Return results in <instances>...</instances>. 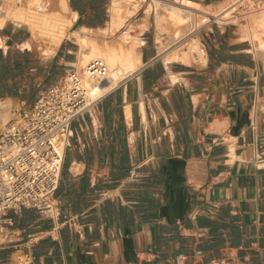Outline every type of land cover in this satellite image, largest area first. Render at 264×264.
Returning <instances> with one entry per match:
<instances>
[{"label":"crops","instance_id":"crops-1","mask_svg":"<svg viewBox=\"0 0 264 264\" xmlns=\"http://www.w3.org/2000/svg\"><path fill=\"white\" fill-rule=\"evenodd\" d=\"M66 2L77 31L107 29L111 0H82V15ZM28 30L0 27V100L30 107L79 57L73 41L32 55ZM133 41L141 66L96 81L101 96L72 121L55 214L11 213L1 264H264V53L224 30L205 62Z\"/></svg>","mask_w":264,"mask_h":264},{"label":"built area","instance_id":"built-area-1","mask_svg":"<svg viewBox=\"0 0 264 264\" xmlns=\"http://www.w3.org/2000/svg\"><path fill=\"white\" fill-rule=\"evenodd\" d=\"M221 1L242 23L264 11V0ZM67 79L68 88L52 85L28 109L14 112V117L5 122L0 118V248L11 234V213L33 208L52 217L56 212L53 193L72 135V121L97 101L90 99L75 72Z\"/></svg>","mask_w":264,"mask_h":264},{"label":"bare ground","instance_id":"bare-ground-1","mask_svg":"<svg viewBox=\"0 0 264 264\" xmlns=\"http://www.w3.org/2000/svg\"><path fill=\"white\" fill-rule=\"evenodd\" d=\"M5 1L3 2L6 3V6H0V27L7 20L12 21V23L14 24L18 22H23L28 26L29 31H31V33L34 34L39 39L40 43L46 44L47 48L45 50L50 52H52L54 48L59 45L61 40L65 38V36L67 35L68 27L70 26L73 19L76 17L75 13H71L70 18H67V16L66 18H64V13L68 12V6L66 0H5ZM53 1H56L57 3L56 7L59 12L56 15V17L54 16L55 20L53 21L52 24L47 20V17L45 18L43 12L48 10V8L51 7V4H54ZM122 1L126 3L124 4ZM188 2L191 3L192 5L194 4L195 6V7L193 6L194 8L197 7L196 10L199 14L197 15L201 16L202 23H208V21L211 20L214 21L216 20L220 24H229L230 22H236V19L230 15V12L228 11V8L226 6L227 3L225 1L218 2L215 4L213 3V4L205 5L203 10H201L202 7L200 6L201 4L199 2L192 0H188ZM135 4L136 3L134 2V0H111L109 25L107 29L105 28L103 29V31L107 30L108 32H111L121 27L123 24V16L121 14L122 8L130 12V10L135 9L136 7ZM7 9H10L9 12ZM12 9L13 10L16 9V11L12 12L11 11ZM172 11L170 12V14L172 13ZM182 13L181 14L179 13L181 16H179L178 14L175 17L174 14L173 15L174 19L172 18V15L170 14L168 15L170 21L171 18L173 19L172 25H174V27L176 26L178 27L182 23V21H184L183 19L185 17L190 18L192 21L193 17L191 15H193L194 12L192 13L190 11L189 12L190 14L187 12L189 15H187L184 12L187 16H184L185 14ZM189 16H191L192 18ZM251 17H253L252 18L254 21L253 23H255V26H257L258 28L257 31L260 32V34L253 33L252 32L253 29L251 25L250 27H248V31H247L248 36L250 37L251 42L254 44V46L264 53V11L256 13ZM177 27L174 28L171 34H169L171 35L170 37H172V40L174 41L176 40V42L180 37V33ZM163 34L164 31L162 30L161 32L159 31V36L158 37L156 36L157 43L159 44L158 46H160L161 48H164L165 46ZM121 35H122L121 41L118 43L117 46H110L108 44L106 45L103 44L105 45L103 46L104 48L100 47L98 43H96L93 39H91L87 35H83V34L76 35L77 38L81 40V44L85 47V49L82 48L81 51L79 52L78 55L79 62L78 63L75 62L76 63L75 66L77 67V71L79 69L84 68V72L81 77V82L83 87L87 89L89 97L92 101L96 100L101 96V93L95 88L96 81L104 77L111 76L113 81L117 83L120 79L126 77L129 73L135 71L140 66L141 62L138 59V54L135 50V47L133 46V44L130 43L131 40L133 41L134 38L131 39L130 42L128 43V39H129L128 37H130L128 31L124 32L123 34L121 33ZM132 36L133 35H131V37ZM135 40L133 42H135ZM124 43L131 44V47L125 48ZM24 45L30 47L29 44L27 43H25ZM3 46H4V38L2 35H0V47ZM193 54H196V57L200 62H205L206 54L203 51V49L199 47L197 43H191L188 52L180 51L178 49L176 51L175 49H173L169 52L167 58L170 60L189 62L190 55L192 56ZM91 63L93 64V66L88 68L87 66ZM95 64L103 67L101 69L95 68L96 67ZM93 68L94 70H92ZM67 76L63 80L64 88H68L69 83ZM11 106H12V101L10 99L0 100V112L4 110H9ZM9 117L3 116L2 118L3 122L8 121L10 119Z\"/></svg>","mask_w":264,"mask_h":264},{"label":"rangeland","instance_id":"rangeland-1","mask_svg":"<svg viewBox=\"0 0 264 264\" xmlns=\"http://www.w3.org/2000/svg\"><path fill=\"white\" fill-rule=\"evenodd\" d=\"M3 1H5V0H3ZM3 1L0 0V6H6V3H5L6 1L5 2H3ZM182 1L183 0H134V2L136 3L135 9L130 10V12H129L128 10H125L124 8H122L121 14L123 16V24L118 29L111 31V32L102 31V30H95V31L81 30V31H77V29H75V27H73L72 24H70V26L68 27L67 35L65 36V38H63L61 40V42L62 41H73L75 43L72 50L75 51V54L73 55L74 61H77V55H79V52L81 51V49L82 48L85 49V47L81 44V40L78 39L76 35H82V34L88 35L89 37L95 39L94 41L96 43H98L100 47L104 48L103 44H105V43L109 44L110 46H117L118 42L121 41V33L124 32L125 30H127L130 35H133L132 39L133 38H134L133 40L136 39L135 41L137 42V50L138 51L145 48L148 50V52L150 54L155 52V53L159 54V56L164 61H166V55L165 54H168L173 49H175L176 51L178 49L180 51L188 52L189 47L191 46V43H197L199 45V47L201 49H203L205 54H207L206 51L209 50L208 46L212 45V41L214 39V36L217 35L219 33V31L224 30V32H228L229 35H231L233 37H237L238 39L249 41L252 44V46L254 47V49L256 50L254 44L250 41V37L248 36V32H247L248 27H250L252 25V29H253L252 32L256 33V34H260V32L257 31V29H258L257 26H255V23H253L254 22L252 19L253 17H251V16L247 17L245 23L239 22L238 19L236 20V22H233L234 24H227V25L220 24V23L217 24V23H214L213 21H210L208 23H202L201 22V16H198L199 14L196 10L197 7L194 8L195 7L194 4L192 5L191 3L188 2V0L183 1V3H182ZM186 1L188 4L186 3ZM192 1L199 2L201 4L200 6L202 7L201 10H203L205 5L222 2L221 0H192ZM2 2H3V4H2ZM53 2H54V4H51V7H49L48 10L43 12L45 18L47 17V20L49 22H51L52 24H53V21L55 20L54 18L56 17V15L59 12L57 7H56V4H57L56 1H53ZM122 2L124 3V1H122ZM172 9H173V11H172ZM7 10L9 12L10 9H7ZM181 10H182V12L184 11L187 15L190 14L189 13L190 11L192 13L193 12L194 13H193V15H191L193 17L192 21L190 18L185 17L183 19L184 21H182V23L178 27L175 25L178 28V31L180 33V37H179L178 41L176 42V40L175 41L172 40V37H170L171 35H169V34L172 33L174 28H176V27H174V25H172V22H173V19L176 15H178L179 13L180 14L182 13ZM11 11L12 12L16 11V9L15 10L12 9ZM171 11H172V13L170 14ZM66 13H64V18H66V16L68 18V14H66ZM169 14L172 15V18H173L172 19L170 17L171 21L168 17ZM180 14H179V16H181ZM186 14L184 16H187ZM173 15H174V17H173ZM196 15H197V18H196ZM191 16H189V17H191ZM7 21L12 22L10 20H7ZM190 22H191V25H190ZM18 24L25 25V27L28 28V26L26 24H24L23 22H18ZM130 26H131V28H130ZM158 28H159V30H158ZM161 29L164 31V34H163L164 43H165L164 48H161L160 46H158L159 44L157 43V39H156L159 36V31L160 32L162 31ZM31 35H32V38L34 39V42L32 45L34 52H32V55H36V54L40 53L41 55L49 56L55 51V50L52 52L46 51L45 50L47 48L46 44L40 43L39 39L34 34L31 33ZM139 41L142 42L141 45L138 43ZM167 41H169V42H167ZM56 48L57 47H55L54 49H56ZM190 60L191 61L193 60V56H191V55H190ZM71 72H75L81 78L83 75V72H84V68L79 69L77 71V67L75 65L73 66V64H67L66 66H64L63 64L58 62L57 70L55 72L54 79H53V73H52V77H51L50 81L46 84L47 87L41 91L39 96L41 94L45 93L47 91V89L52 85L63 86V80ZM124 79H122L121 81H123ZM95 86H96V84H95ZM28 108H29V106H27V105H24V104L20 105L16 102L12 101V106L9 110H4V111L0 112V118H3V116L9 117L10 115L11 116L9 118H12V117H14V115H13L14 112L16 113L18 110H25ZM90 108H91V106L89 107V109ZM87 112L88 111L83 112L80 116L85 115ZM21 262H24L23 258L21 259Z\"/></svg>","mask_w":264,"mask_h":264},{"label":"trees","instance_id":"trees-1","mask_svg":"<svg viewBox=\"0 0 264 264\" xmlns=\"http://www.w3.org/2000/svg\"><path fill=\"white\" fill-rule=\"evenodd\" d=\"M69 1H70V7H71L74 11H77V12L79 13V15H82V14H83V12H84V8L87 7L86 5H88V3H87V4H85V6H83V8H80V6H79L78 4H79V3H82V0H69ZM77 3H78V4H77ZM78 21L80 22V18L78 19ZM97 24H99V20H98V21H89V22H88V25H89V26H92V27L96 26ZM143 58H144V57H143ZM162 72H163L162 67H161L160 65H158V67H157V71H155V72H153V73L150 74V75H151V78H152L153 80L157 79L158 76L161 75ZM56 189H57V187H56ZM56 189H55V191H54V193H53V197H54V194H55V192H56Z\"/></svg>","mask_w":264,"mask_h":264}]
</instances>
